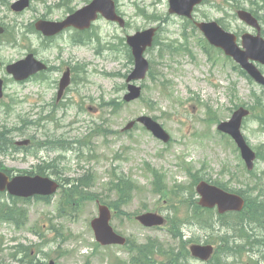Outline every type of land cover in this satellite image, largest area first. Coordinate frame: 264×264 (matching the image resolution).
<instances>
[{"label":"rangeland","instance_id":"rangeland-1","mask_svg":"<svg viewBox=\"0 0 264 264\" xmlns=\"http://www.w3.org/2000/svg\"><path fill=\"white\" fill-rule=\"evenodd\" d=\"M5 1L12 4L16 0ZM91 1L33 0L31 8L20 15L0 3V24L7 30L0 37V60L5 65L16 62L29 46L41 47L42 57L51 64L49 73L26 84L16 83L5 69L0 71V78L8 80L6 99L0 101V132L8 134L13 129V140L32 139L34 146L29 156L19 153L0 160L16 172L36 173L39 165L45 166V172L63 171L69 179L90 172L91 194L107 202L114 198L111 188L116 177L126 175L140 188L122 209L126 216L113 220V226L138 244L149 238L172 243L166 230H147L128 216L163 211L167 216L175 213L176 218L182 217L192 202L188 172L222 180L232 189L245 191L252 202H264L263 88L252 83L231 59L211 48L193 22L171 15L169 0H115L127 21L125 28L101 18L85 34L74 35L75 40H69L72 31L67 32L66 40L54 39L47 50V43L29 30V24L42 16L57 21L70 13L69 8L78 10ZM230 2L232 5L226 7V0H208L197 9L195 19H225L229 31L241 35L250 30L233 15L237 7L244 8L260 19L264 37V0ZM156 26L160 27L157 44L146 53L151 75L142 82L143 96L126 104V78L134 67L126 37ZM20 32L27 33L25 40L17 37L12 46ZM66 66L74 69L73 84L57 103V84ZM238 106H248L253 113L244 134L258 155L255 178L247 172L235 144L217 131V125L228 121ZM142 116L162 124L172 135L171 143L156 140L139 124L122 132L129 122ZM154 168L164 177V186L182 185L175 188L178 195L165 192L161 198L154 191ZM61 195L58 193L50 204L35 200L20 203L29 212L27 225L19 230L0 225L4 247L35 243L29 258L34 263L38 259L45 264H131L129 250L96 244L90 225L98 214L95 202L72 206L59 199ZM170 204L176 207L175 212ZM61 210L66 213L60 214ZM212 216L217 220L215 214L200 212L193 221L192 231L201 243L213 237L220 244L221 238L233 235L232 242L237 239L241 250H255L257 242L264 240V226L250 221L243 226L237 217L216 221L211 229L202 227L201 222ZM11 254L13 251L4 249L0 259L4 264H19L12 263ZM251 259L264 264L261 252L247 251L242 264Z\"/></svg>","mask_w":264,"mask_h":264},{"label":"water","instance_id":"water-1","mask_svg":"<svg viewBox=\"0 0 264 264\" xmlns=\"http://www.w3.org/2000/svg\"><path fill=\"white\" fill-rule=\"evenodd\" d=\"M201 3L202 0H171V13H177L192 18L194 8ZM29 6L30 0H19L12 6V9L16 12H21ZM98 13H102V15L109 21L119 23L121 27L125 26L124 21L116 14L115 4L112 0H96L91 6L78 11L65 22L55 23L39 21L36 24V28L46 37L57 35L70 26L85 30L91 27V23L97 19ZM239 18L260 31L258 20L254 18L252 14L246 11H240ZM196 26L206 35L214 46L224 50L226 55L232 57L238 62L258 83L264 85V76L260 73L257 67L250 62V60H253L264 64V40L261 38L260 33L257 37L249 34L244 35L242 41L244 50H242L237 45L236 36L223 30L216 22L197 23ZM2 32L3 30L0 29V33ZM155 32V29H151L143 33H137L134 37L128 38V43L133 48V55L136 60L135 71L128 78V82L145 79L149 64L144 59L143 54L147 47L152 46ZM44 69L45 67L42 63L34 61L33 57L30 56L26 61H20L16 65L9 66L8 71L14 74L17 80L22 81ZM69 84V73H67L62 80L58 100L61 99ZM141 90V88L130 85V94L125 97V100L131 102L138 99L141 96ZM1 96L2 82H0V97ZM247 115V111L240 110L229 123L221 124L219 129L229 134L235 140L242 152V156L246 161L248 168L251 170L254 167L256 155L248 146L240 130L242 119ZM138 121L143 123L158 139L166 143L170 141V135L157 121L150 117H142ZM134 125L135 122H131L126 130L133 128ZM23 144L28 145L29 142L25 141L24 143H19V145ZM6 187L9 188L11 194L21 197H34L36 195L50 196L56 193L59 188L58 184L48 177L18 176L10 182L9 178L4 173L0 172V190H4ZM197 191L202 196L200 200L201 206L211 208L218 206L221 213L235 210L239 211L244 206V201L240 197L229 194L207 183H201L198 186ZM138 219L146 226L163 224L161 218L151 214L143 215ZM110 220L111 215L109 209L105 206H101L99 218L92 222V227L95 231L97 240L103 245L125 244L126 241L114 233V230L110 225ZM212 252V247H199L195 249L194 255L207 260Z\"/></svg>","mask_w":264,"mask_h":264},{"label":"trees","instance_id":"trees-1","mask_svg":"<svg viewBox=\"0 0 264 264\" xmlns=\"http://www.w3.org/2000/svg\"><path fill=\"white\" fill-rule=\"evenodd\" d=\"M4 139H5V137H4V135H2V137H0V154L3 152L4 146H5ZM155 176H156V188L161 189V183H162L161 177L158 174H155ZM193 178H194V184L198 183L199 180L206 179V178H199L198 173L193 174ZM207 180H211V179H207ZM81 182H82V180L79 181V185H77L75 189L69 190V192L72 195L79 194L78 190L80 187L84 186L83 188H88V186L90 185L89 183H86L85 185H81L80 184ZM214 184L228 190V187L224 182L218 181V182H214ZM115 188H116L115 191L119 197V200L115 204H113V206L118 208V206L120 204H123V203L126 204L131 199L132 193L135 191V186L131 182L126 181L125 177H120L118 180V183L115 185ZM234 192H236V191H234ZM237 192L240 193L241 195L242 194L245 195V192H243V191H241V192L237 191ZM194 203L196 204L195 200H194ZM204 212L211 213L210 211H204ZM229 216L230 217L237 216V218L240 219V223L242 225L244 223H246L247 221H250L253 223H258L261 226H264V202H259L257 199L253 200V202H252L251 199L247 197V206H246V208L242 214H230V215L225 216V217H220L218 220H222V219L229 217ZM22 217H23V215L21 212H19V213L17 212L16 214H10V215L5 216L6 219L14 221L17 224V226H22V222H21ZM244 217H246V219H243ZM222 241H223V244H222V246L218 247L216 256L214 258V261L216 264H227L226 260L228 258H231V257H237L239 255V250L241 248L240 244L238 245L237 242L236 243L232 242L231 236L230 237L229 236L223 237ZM155 250H156L155 247L151 244L138 247L137 248V256L134 257L135 260L133 261V263L134 264H151V263H153V261H155V260L151 256L155 252ZM25 253L30 255L29 251H26ZM222 255H224V259H222L223 258ZM174 262L177 264V261H174Z\"/></svg>","mask_w":264,"mask_h":264},{"label":"flooded vegetation","instance_id":"flooded-vegetation-1","mask_svg":"<svg viewBox=\"0 0 264 264\" xmlns=\"http://www.w3.org/2000/svg\"><path fill=\"white\" fill-rule=\"evenodd\" d=\"M63 35H66V33L65 34H63ZM46 43H47V46H49V44H50V42L49 41H46ZM47 65H48V67H49V64H50V61L48 60V59H46V58H44V57H40ZM68 68H70L72 71V84H73V79H74V75H75V73H74V69L71 67V66H66L64 69H63V71L64 70H66V69H68ZM51 69V64H50V68H49V70ZM5 79V78H4ZM33 79V78H32ZM32 79H30V80H27V81H24V82H20V83H22V84H26V83H28V82H30ZM7 84H8V80L7 79H5L4 80V86L6 87L7 86ZM4 99H6V95L4 96ZM7 142H10V140H7ZM16 150L17 151H20V150H22V149H19V148H16ZM7 151H8V148H7V146H4V149H3V152L6 154L7 153ZM25 152H26V156H29V153H28V151H27V149L25 150ZM14 173H16V172H11V171H9V172H7V174L10 176V178H12L13 177V175H14ZM48 173H53V172H48ZM89 173L90 172H87L84 176L85 177H88L89 176ZM76 188V185H73V186H71V189H75ZM1 197H3V198H5V200L8 202L7 203V205L5 206V207H3V215L4 216H7V215H10V214H16L17 212L19 213V212H22V213H29L28 212V210H26L25 208H24V206H20L19 204V202L18 201H28V200H24V199H17V198H13V197H10L7 193H2V194H0V198ZM54 199V198H53ZM53 199H50L49 200V202H48V204H50L51 202H52V200ZM26 245H28V246H34L35 245V243H33V242H29V243H27ZM19 245L18 244H15V245H13V246H11V247H9V248H5L4 247V244L2 245V246H0V255H2V250L3 249H5V250H17V249H19ZM39 255V254H38ZM11 261H13L12 263H14V260H15V257H13V256H11V259H10ZM46 262H45V260H36V264H45ZM0 264H4L3 262H2V259H0Z\"/></svg>","mask_w":264,"mask_h":264},{"label":"bare ground","instance_id":"bare-ground-1","mask_svg":"<svg viewBox=\"0 0 264 264\" xmlns=\"http://www.w3.org/2000/svg\"><path fill=\"white\" fill-rule=\"evenodd\" d=\"M233 228V227H232ZM220 229V228H219ZM218 230V229H217ZM231 236H233V235H231ZM230 237V236H229ZM235 242V241H234ZM230 245V244H229ZM239 245V244H238ZM225 246V245H224ZM248 247V246H247ZM246 250V249H245ZM232 253V252H231ZM223 256V255H222ZM226 256V255H225ZM223 259V258H222ZM226 259V258H225ZM222 262V261H221Z\"/></svg>","mask_w":264,"mask_h":264}]
</instances>
